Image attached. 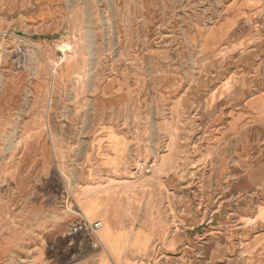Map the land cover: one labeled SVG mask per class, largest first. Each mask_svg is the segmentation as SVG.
<instances>
[{"label":"rangeland","instance_id":"1","mask_svg":"<svg viewBox=\"0 0 264 264\" xmlns=\"http://www.w3.org/2000/svg\"><path fill=\"white\" fill-rule=\"evenodd\" d=\"M37 5L0 30L1 225L61 264L93 252L71 208L100 264H264V0H0V28Z\"/></svg>","mask_w":264,"mask_h":264},{"label":"crops","instance_id":"2","mask_svg":"<svg viewBox=\"0 0 264 264\" xmlns=\"http://www.w3.org/2000/svg\"><path fill=\"white\" fill-rule=\"evenodd\" d=\"M45 11H46L45 8L42 9L38 6L33 11H27L24 12L23 14L21 13L18 22L13 23V21L11 20H6L5 27L3 26V28H0V30L1 31L5 30V32L3 33L4 36L12 35L13 37H16L15 34H8V31L10 30L11 27H14L13 33H18L20 35H34L36 34L35 32L37 30L45 28L46 26V24H44L47 16ZM53 24L54 23H51L50 26ZM121 144H125V146L127 145L125 140ZM117 150H119V148ZM117 161H118L117 159L112 158L108 162L110 164L114 162L115 164ZM98 183L94 182L91 185H93V188L97 189L98 186L103 185V184L98 185ZM111 198H115V197H111ZM0 214L3 213H1L0 211ZM16 214H20V213H17L16 210L14 209H11V215H16ZM92 222H98V221L93 220ZM142 234L145 236L147 241L148 238L145 235V233L142 232ZM79 237L83 240L85 244L91 246V240L88 236L84 234H79ZM32 248H33V236L30 232L16 228L13 223H9V224L7 223L2 225L0 223V264H40L38 261V258L40 256L45 259L46 264H61L58 256L48 255V253L45 252V249L43 248L42 245H40L38 250H36L34 253L32 251ZM92 250L93 252L89 254L87 257H85L84 261L81 260L80 264L81 263L100 264L103 255L102 256L100 255V252L96 250V247H92ZM105 257H107L108 259V264H112L111 257L108 255H106ZM129 257L130 256L127 254L126 255L127 261H129ZM120 264H123V262H120Z\"/></svg>","mask_w":264,"mask_h":264},{"label":"built area","instance_id":"3","mask_svg":"<svg viewBox=\"0 0 264 264\" xmlns=\"http://www.w3.org/2000/svg\"><path fill=\"white\" fill-rule=\"evenodd\" d=\"M1 57H2V51L0 50V58ZM153 168H154V164L151 163L143 167L141 170L143 174L147 175L153 170ZM71 209H72L71 211L75 213L74 215L78 220L74 223V225H71L68 228V235L84 234L90 238L92 247L100 246L97 232L100 230L101 224L99 222H90L84 217H82L77 212V210H73V208Z\"/></svg>","mask_w":264,"mask_h":264},{"label":"bare ground","instance_id":"4","mask_svg":"<svg viewBox=\"0 0 264 264\" xmlns=\"http://www.w3.org/2000/svg\"><path fill=\"white\" fill-rule=\"evenodd\" d=\"M87 191H89V190H87ZM95 203H96V201H95ZM95 206H97V205H95ZM97 207H98V206H97ZM88 221H89V220H88ZM101 228H102V225H101ZM101 228H100V230H101ZM100 230H99V231H100ZM99 231L97 232V234L99 233Z\"/></svg>","mask_w":264,"mask_h":264}]
</instances>
